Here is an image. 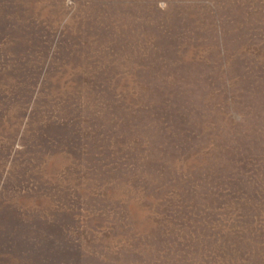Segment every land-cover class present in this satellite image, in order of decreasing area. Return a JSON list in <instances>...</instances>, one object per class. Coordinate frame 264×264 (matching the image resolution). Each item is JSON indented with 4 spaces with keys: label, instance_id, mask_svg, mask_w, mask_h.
<instances>
[{
    "label": "rangeland",
    "instance_id": "374dc122",
    "mask_svg": "<svg viewBox=\"0 0 264 264\" xmlns=\"http://www.w3.org/2000/svg\"><path fill=\"white\" fill-rule=\"evenodd\" d=\"M0 264H264V0H0Z\"/></svg>",
    "mask_w": 264,
    "mask_h": 264
}]
</instances>
